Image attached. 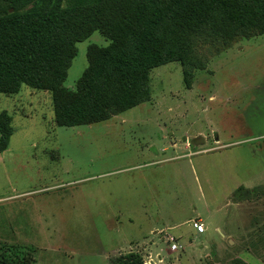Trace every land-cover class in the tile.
Segmentation results:
<instances>
[{"label": "rangeland", "instance_id": "1", "mask_svg": "<svg viewBox=\"0 0 264 264\" xmlns=\"http://www.w3.org/2000/svg\"><path fill=\"white\" fill-rule=\"evenodd\" d=\"M90 43L109 40L94 31L76 42L65 87L75 88ZM214 47L198 44L208 58L190 88L180 63H165L149 72L147 101L88 125H56L47 91L0 93L13 129L0 150V244L32 264H134L135 255L142 264H264V34ZM173 138L180 154L198 151L179 168L162 162ZM196 215L204 233L186 223ZM167 222L175 228L166 233L183 234L175 250L155 232ZM144 237L155 243L135 242Z\"/></svg>", "mask_w": 264, "mask_h": 264}, {"label": "trees", "instance_id": "2", "mask_svg": "<svg viewBox=\"0 0 264 264\" xmlns=\"http://www.w3.org/2000/svg\"><path fill=\"white\" fill-rule=\"evenodd\" d=\"M40 1L25 9L29 0H0V10L8 8L0 13V93L14 95L22 85L49 92L58 126L100 122L147 101L149 72L168 62L180 63L190 88L208 58L198 44H214L218 53L236 39L264 34V0ZM94 31L109 43H90L75 88L65 87L76 42ZM12 131L11 116L1 111L0 150ZM244 190L238 186L233 200ZM0 264H32V257L0 244Z\"/></svg>", "mask_w": 264, "mask_h": 264}, {"label": "crops", "instance_id": "3", "mask_svg": "<svg viewBox=\"0 0 264 264\" xmlns=\"http://www.w3.org/2000/svg\"><path fill=\"white\" fill-rule=\"evenodd\" d=\"M169 146H164V148L162 149V151L163 152H165V151H167V149L170 147L171 148V153L168 155V156H166L165 158H163L162 159V162H166V163H173V166L172 167H174V163H175V165H176V168H179V166H178V159L180 158V157H187V156H191L192 154H195L196 152H198V151H192V150H190V151H186V152H184L183 154H180V142L177 140V139H175V138H173L171 141H170V144H168ZM185 146L184 147H188V144L186 143V144H184ZM174 150H175V152H174ZM238 187V186H237ZM236 187V188H237ZM234 191H235V189H234ZM234 191L231 193V198H232V196H233V193H234ZM232 201H233V203H234V205H235V207H237L236 205L238 204V201H235V200H233V198H232ZM191 220H197V221H199L200 223H202V225H203V231L202 232H198V233H204L205 232V229H206V224H205V219L202 217V216H200V215H196V216H194V217H191V218H189V219H187L186 220V223H188V225L190 226V227H192L191 226V224H190V221ZM164 224V223H163ZM164 226H166V227H160L158 230H156L155 232H158V233H160V232H165V230H171V229H173V228H175V227H173V226H171L170 225V223L169 222H167V224H165ZM165 234H169V235H171V236H173L174 237V239H177L178 237H183V234H179V235H176V234H174V233H166L165 232ZM230 235V232L229 233H227V234H223V236H224V238L225 239H227V237ZM177 238H176V237ZM167 237V236H166ZM167 239V238H166ZM154 239L153 238H149V237H144L142 240H140V241H135L136 243H138L139 245H143V244H153V243H155V241H153ZM193 240V236L190 238V239H188V242L190 243L191 241ZM176 241V240H175ZM177 242V241H176ZM178 244V243H177ZM179 245V247H180V244H178ZM178 247V248H179ZM148 262H149V264L150 263H152V264H154V263H156L152 258H150L149 260H147ZM146 261V262H147Z\"/></svg>", "mask_w": 264, "mask_h": 264}, {"label": "built area", "instance_id": "4", "mask_svg": "<svg viewBox=\"0 0 264 264\" xmlns=\"http://www.w3.org/2000/svg\"><path fill=\"white\" fill-rule=\"evenodd\" d=\"M190 224H191L192 228L195 229L197 232H202L204 229L202 223H200L197 220H191ZM166 240H167L168 246L171 250H175L179 247V245L177 244V242L175 241L173 236L168 234Z\"/></svg>", "mask_w": 264, "mask_h": 264}, {"label": "water", "instance_id": "5", "mask_svg": "<svg viewBox=\"0 0 264 264\" xmlns=\"http://www.w3.org/2000/svg\"><path fill=\"white\" fill-rule=\"evenodd\" d=\"M145 264H149V263H145ZM150 264H152V263H150Z\"/></svg>", "mask_w": 264, "mask_h": 264}]
</instances>
